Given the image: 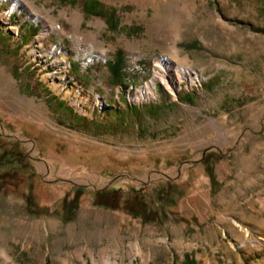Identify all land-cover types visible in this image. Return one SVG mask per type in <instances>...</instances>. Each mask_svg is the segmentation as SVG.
Here are the masks:
<instances>
[{"label": "rangeland", "instance_id": "1", "mask_svg": "<svg viewBox=\"0 0 264 264\" xmlns=\"http://www.w3.org/2000/svg\"><path fill=\"white\" fill-rule=\"evenodd\" d=\"M97 1L102 16L0 0V156L27 155L0 175V264H264V0ZM118 50L125 103L106 66ZM159 62L200 80L150 88ZM125 105L140 119L121 121ZM206 152L223 157L216 193ZM105 188L121 194L96 201ZM130 196L166 220L143 224Z\"/></svg>", "mask_w": 264, "mask_h": 264}, {"label": "trees", "instance_id": "2", "mask_svg": "<svg viewBox=\"0 0 264 264\" xmlns=\"http://www.w3.org/2000/svg\"><path fill=\"white\" fill-rule=\"evenodd\" d=\"M64 1V0H62ZM106 8L102 3H100L97 0H85L83 5V10L87 16L96 15V16H102L103 15V9ZM254 31L258 33L264 34L263 28H255ZM35 34V33H34ZM33 34V35H34ZM32 35V36H33ZM194 47V45L190 46ZM106 66L108 67L110 73H111V81L114 83V86H117L122 90V95H118V97L124 100V103L126 102V97L123 95V92L126 88V85L124 84V57L121 50H118L115 54L114 61H109L106 63ZM193 93H184V95H180V101L182 102H193ZM160 106L159 105H151L149 106L148 112L150 115H155L159 112ZM114 111L116 112V115H119L120 120L125 122V119H132L133 117L140 119V110L137 107L129 108L127 105H125L124 112L114 108ZM28 124V126H26ZM25 128L27 131L33 136L32 134L36 132L39 137L42 138V141H45V136L43 137L41 135L42 129L36 126L32 123H25ZM34 131V132H33ZM40 134V135H39ZM37 138V137H36ZM36 138H33V140H36ZM57 141H61L62 143H66L65 139L58 137ZM21 142H15L12 144L10 148L4 151V154L0 156V174L4 176L5 174H8L11 168L13 169L14 164L16 163L14 160V157L16 156L18 159H21L24 156H27L25 151L21 149L22 147ZM62 148L64 149L66 147L65 144H61ZM105 153V151H102ZM104 153L102 156H104ZM84 154H91L94 155L92 152L89 153L86 151ZM223 159L221 153L218 152H206V154L203 156L201 161L198 164H201L204 166L207 176L210 179V183L212 186V193H216L217 189L220 188L222 185L218 180L215 172V165L219 163ZM110 160V158H108ZM159 159L157 158V161ZM110 162V161H109ZM128 160L123 161L121 159H116L115 161L110 162L111 165L119 166V164L123 165L126 164ZM114 163V164H113ZM158 166V164H156ZM15 172V171H14ZM132 193L136 194L135 190H132ZM121 194V190H109L108 188L102 189L95 193V199L96 201L102 200L103 202L111 200L112 197H119ZM131 194V193H130ZM132 195V194H131ZM134 201L137 203L135 205V208L128 209L127 206H125L124 209L129 212L130 215H132L134 218H141L143 224H162L166 220L165 214L161 212V210L152 209L148 207V203L144 202V200L139 199L137 196H130L128 197V201ZM75 201V200H73ZM97 203L99 206H104L103 203ZM73 203V202H72ZM127 205V204H126ZM115 210L119 209V207H111ZM72 218H68L66 221H70Z\"/></svg>", "mask_w": 264, "mask_h": 264}, {"label": "bare ground", "instance_id": "3", "mask_svg": "<svg viewBox=\"0 0 264 264\" xmlns=\"http://www.w3.org/2000/svg\"><path fill=\"white\" fill-rule=\"evenodd\" d=\"M16 7H17V5L14 6V8H16ZM163 61H167L169 63L170 60L164 59ZM157 68H158V71L156 72L155 77L150 82H148V87H150V88H153L156 85L158 77H162V79L165 81L166 85L168 87L170 86L171 88H173L175 90H177L179 88V86L183 82V80H188V81H193V80L199 81L200 80L199 75L198 74L195 75V73H193L191 70H184L180 74L175 70L163 67V64L161 62L158 63ZM1 74L2 73L0 72V82H1V80L5 79V77ZM2 83H3V81H2ZM3 89H4V86L0 85V90H3ZM138 96L143 97V91L142 90H140L138 92ZM49 224H50V227L53 228V230L58 231V224L56 222L51 221ZM5 225H6L5 221H3L1 226L4 227ZM35 225H36V230H37L38 234H40L42 226L38 223H36ZM1 226H0V228H1ZM25 239H27V238H25Z\"/></svg>", "mask_w": 264, "mask_h": 264}]
</instances>
